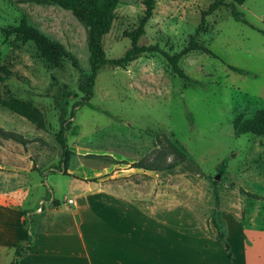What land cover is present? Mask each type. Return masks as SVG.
Returning a JSON list of instances; mask_svg holds the SVG:
<instances>
[{
    "label": "rangeland",
    "instance_id": "obj_1",
    "mask_svg": "<svg viewBox=\"0 0 264 264\" xmlns=\"http://www.w3.org/2000/svg\"><path fill=\"white\" fill-rule=\"evenodd\" d=\"M214 1L155 0L138 45L179 53L199 24L200 13ZM224 4L204 17L197 36L216 57L192 51L179 58V66L201 87L185 88L162 55L146 53L124 68L100 67L87 101L93 108H89L78 91L79 78L88 70L86 26L54 5L0 0V97L30 103L43 121V128H37L0 105V193L16 192L23 185L26 174L19 159L33 164L40 174L34 184L42 183L46 193L52 189L43 177L61 170L55 141L59 130L67 145L74 141L77 128V137L97 143L101 138L113 144L119 132L126 137L122 146L139 154L140 161L163 167L155 176V194L163 185L170 206L182 203L198 220L194 223L187 211L180 217L171 213L181 219L173 218L171 226L180 221L198 224L209 234L213 213L220 217L223 213L229 229L234 219L253 242L260 235L255 232H264V136L236 135L232 122L238 116L250 117L264 104V0H245L235 6L244 22L231 17L229 0ZM143 10L144 0H120L110 31L102 39L107 59L121 57L130 47L124 33L136 30ZM20 21L61 45L75 58L78 70L68 60L48 65L34 44L1 31ZM169 143L183 150L185 158ZM221 161L225 175L216 170ZM218 226L225 232L224 221ZM217 240L221 256L223 243ZM256 241L264 244V236ZM249 254L248 264H264L259 244ZM12 257V252L0 249V264H9Z\"/></svg>",
    "mask_w": 264,
    "mask_h": 264
},
{
    "label": "crops",
    "instance_id": "obj_2",
    "mask_svg": "<svg viewBox=\"0 0 264 264\" xmlns=\"http://www.w3.org/2000/svg\"><path fill=\"white\" fill-rule=\"evenodd\" d=\"M118 134L113 144L101 138L97 143L77 137V128L68 145L70 176L62 169L44 173L51 196L42 183H33L40 177L34 165L19 159L26 174L23 185L16 192L0 193V249L13 256L30 238L32 249L17 264H248L256 245L264 249L256 241L263 231L255 232L259 238L250 242L234 219L229 229L223 213L232 260L224 246L218 255L219 237L212 225L209 234L198 224L180 221L171 226L174 219L181 220L171 213L180 217L187 211L194 223L198 220L182 203L171 207L163 185L155 194V176L163 167H148L139 154L122 146L126 137ZM16 169L12 171L18 174Z\"/></svg>",
    "mask_w": 264,
    "mask_h": 264
},
{
    "label": "trees",
    "instance_id": "obj_3",
    "mask_svg": "<svg viewBox=\"0 0 264 264\" xmlns=\"http://www.w3.org/2000/svg\"><path fill=\"white\" fill-rule=\"evenodd\" d=\"M38 5H54L63 10L69 11L78 21L83 23L87 28V50H88V70L81 74L78 81V91L83 96V101L86 106L93 108L87 101L92 97L93 85L96 77V73L100 67L108 65L110 67L124 68L130 62L135 60L138 56L146 53H158L163 56L166 63L169 66L171 73L182 81L183 86L186 87H201V83L191 79L184 70L179 66V58L189 52L199 51L202 54H208L216 57L206 46L200 43L197 39L199 33L202 32L204 25V17L211 15L220 7L225 6L224 0H215L208 7L200 13V21L195 28L193 34L188 38L187 44L179 53L168 54L160 50L156 46H139L138 39L144 33V26L147 20L151 17L155 0H144V10L140 18L138 19L137 28L130 33H124L125 37L130 40V47L119 58L107 59L102 47L103 37L110 31L111 23L113 20V11L119 4L120 0H28ZM245 0H229L230 7L229 14L235 21L244 22L242 16L237 12L235 6L240 5ZM227 6V5H226ZM5 34H14L22 43L31 42L34 44L40 57L50 66H57L61 61L68 60L72 67L78 70V65L75 58L66 52L64 48L49 40L42 35L35 28L27 24L25 21H20L18 25L14 27H7L1 29ZM234 72H241L234 67H228ZM1 80V78H0ZM0 105L7 110L15 113L18 116L32 122L37 128H43V121L38 111L32 107L28 102L8 97L2 99L0 97ZM233 132L236 135L250 134L253 136H264V104L256 110L250 117H236L232 122ZM75 134V133H74ZM55 141L58 144L60 150L59 165L62 169L63 175L70 176L66 173L68 160L70 157V150L67 145L64 132L59 130L55 134ZM20 143V141H17ZM170 147L178 152V154L185 158V152L177 149L169 143ZM151 163L147 165L153 168ZM136 166H142L141 163L135 164ZM155 165V164H154ZM156 169V168H154ZM160 169V168H157ZM216 170L220 175L226 174V165L223 161L216 165ZM216 200V199H215ZM213 228L215 229L217 236L221 239L224 250L227 256L232 260V255L228 243L225 241L223 231L220 230L218 222L223 224L219 214L213 213L212 219ZM32 249V241L28 238L27 242L23 246L16 247L13 250V257L9 264H17L18 259L22 254Z\"/></svg>",
    "mask_w": 264,
    "mask_h": 264
},
{
    "label": "built area",
    "instance_id": "obj_4",
    "mask_svg": "<svg viewBox=\"0 0 264 264\" xmlns=\"http://www.w3.org/2000/svg\"><path fill=\"white\" fill-rule=\"evenodd\" d=\"M48 194L51 196V194H52V191L51 190H48ZM71 201L70 200H68V203H70Z\"/></svg>",
    "mask_w": 264,
    "mask_h": 264
}]
</instances>
